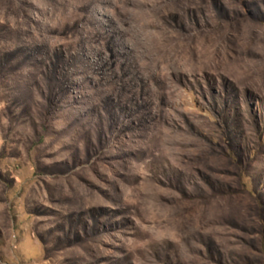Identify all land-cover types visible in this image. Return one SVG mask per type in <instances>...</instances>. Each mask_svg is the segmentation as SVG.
Here are the masks:
<instances>
[{"label": "rangeland", "instance_id": "rangeland-1", "mask_svg": "<svg viewBox=\"0 0 264 264\" xmlns=\"http://www.w3.org/2000/svg\"><path fill=\"white\" fill-rule=\"evenodd\" d=\"M0 264H264V0H0Z\"/></svg>", "mask_w": 264, "mask_h": 264}]
</instances>
